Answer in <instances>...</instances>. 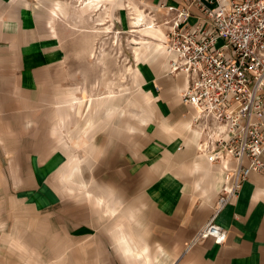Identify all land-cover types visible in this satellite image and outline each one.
Returning a JSON list of instances; mask_svg holds the SVG:
<instances>
[{
    "label": "rangeland",
    "instance_id": "obj_1",
    "mask_svg": "<svg viewBox=\"0 0 264 264\" xmlns=\"http://www.w3.org/2000/svg\"><path fill=\"white\" fill-rule=\"evenodd\" d=\"M81 1L0 0V264H135L125 242L140 256L131 236L147 246L151 224L161 222L142 196V166L151 139L180 122L165 112L176 104L144 91L152 90V68L171 75L162 50L150 53L168 25L151 13L155 29L136 33L125 1L99 0L88 10ZM24 59L53 60L48 87L19 91L12 79ZM189 111L181 116L192 126ZM196 156L194 169L215 180L223 173ZM152 263L171 262L159 254Z\"/></svg>",
    "mask_w": 264,
    "mask_h": 264
},
{
    "label": "built area",
    "instance_id": "obj_2",
    "mask_svg": "<svg viewBox=\"0 0 264 264\" xmlns=\"http://www.w3.org/2000/svg\"><path fill=\"white\" fill-rule=\"evenodd\" d=\"M165 9L170 74L187 79L179 97L195 110L197 151L223 170L216 215L252 174L264 175V0H186ZM213 219L194 243L225 242Z\"/></svg>",
    "mask_w": 264,
    "mask_h": 264
},
{
    "label": "crops",
    "instance_id": "obj_3",
    "mask_svg": "<svg viewBox=\"0 0 264 264\" xmlns=\"http://www.w3.org/2000/svg\"><path fill=\"white\" fill-rule=\"evenodd\" d=\"M122 1L132 3L146 13H152L161 19L165 17V7L186 4V0ZM192 11L194 15L199 14L196 7H192ZM196 17L191 18L194 19L191 24L196 22ZM19 34L20 36L17 37L19 44L25 43L26 36L21 29ZM165 37L164 35L162 39ZM161 50L167 65V71L164 72L170 74L164 48L162 47ZM55 59H59V56L56 55ZM51 62L52 59L33 65L29 59L28 62L24 59V63L17 67L19 69L17 79L16 77L12 79L13 82L18 83L19 91L29 94L30 88L34 86L39 89L48 87L52 80L51 75L57 66ZM158 71L162 70L158 68ZM149 73L153 80V85L149 88L153 91L148 90L144 93L154 96V99L176 104L172 108L173 111L165 112L170 113V117L178 118L176 120L180 123L177 130L166 125L165 132L158 136L156 141L151 139L146 146L148 161L142 166L144 172L142 196L161 222L151 224L152 237L150 241L146 239L147 246H140L133 235L131 244L136 245L141 254L153 256L152 259L159 254L166 256L170 264H264V175L252 174L243 183L237 198L215 215V205L223 184V173L214 176L215 180L193 168L194 160L198 159L195 144L198 143L199 133L193 128L187 129L191 134H198L196 141L192 135L191 138L188 136L189 131L181 127L187 120L186 118L182 120L183 111L190 109L189 113L191 112L193 116L195 114L194 108L185 105L179 97L180 92L187 87V79L183 75L162 76V72L159 75L154 68ZM177 98L180 102L178 105ZM173 133L176 136H173ZM154 143L163 144V148L159 150ZM203 183L207 189L205 197L200 195L202 191L200 186ZM213 217L215 224L227 232L225 242L218 244L213 238H206L199 241L201 243L195 242L191 251H186L187 243L192 238L194 240L198 231ZM158 248L163 249L162 253H159ZM125 251L135 264H149L150 261L152 263V260H140V256L134 250ZM157 258V263H162V259Z\"/></svg>",
    "mask_w": 264,
    "mask_h": 264
},
{
    "label": "bare ground",
    "instance_id": "obj_4",
    "mask_svg": "<svg viewBox=\"0 0 264 264\" xmlns=\"http://www.w3.org/2000/svg\"><path fill=\"white\" fill-rule=\"evenodd\" d=\"M66 1V0H65ZM116 1H118V2H122V0H116ZM98 2H99V0H82L81 1V5H82V7L84 8V9H89V8H91V7H95V8H97L98 7ZM129 6L132 8V9H129V10H131L132 11V13H131V15H132V17H131V24H132V28H133V32H138L139 30L141 31V30H149V32L151 33V31H153L154 29H155V24L153 23V20H152V18H151V16H150V13L148 14V13H146L145 11H143V10H141V9H139L136 5H134V4H132V3H129ZM108 7L107 6H105V10L107 9ZM76 10V9H75ZM100 10V9H99ZM98 10V11H99ZM54 14H56L55 12H54ZM56 16V15H55ZM78 16V15H77ZM58 17V16H57ZM56 17V18H57ZM100 21H103V19H101ZM50 25H51V30L53 31L55 28H54V26H53V22H51L50 23ZM100 25V24H99ZM111 28V26H107V28H106V30L107 29H110ZM108 31V30H107ZM95 32V31H94ZM97 32V31H96ZM148 32V33H149ZM55 33V32H54ZM139 34V33H138ZM167 34V33H166ZM143 37V36H142ZM141 37V38H142ZM147 40V39H146ZM162 39L161 38H157L156 39V41H154L153 40V42L152 43H150V53L153 55V53L156 51V50H158V49H161L162 47L164 48V51H165V55H166V59H167V61H168V55H167V49H166V42H167V36L165 37V39H164V42H163V44H162ZM119 42V41H118ZM136 51H137V49H136ZM139 55H140V52L138 51L137 52V58L139 59ZM146 55V54H145ZM163 59V58H162ZM159 63V61H157L156 62V65ZM165 63V62H164ZM124 75V74H123ZM145 95V97L146 98H150V97H152L151 95H149V94H147V93H145L144 94ZM77 102V101H76ZM80 104V103H79ZM96 104V102H95V100H91V102H90V106H89V110H91V108L92 107H94V105ZM190 121V120H189ZM188 120L186 121V122H184L183 123V125L181 126V127H184V129L185 130H187V129H190V128H192V126H191V123L189 122ZM92 127V126H91ZM59 128H58V126H57V128H56V132H57V130H58ZM85 143H87V142H85ZM75 178L76 179H79V175L78 174H76L75 175ZM125 250H128V249H130V246H129V244L127 243V242H125ZM133 251V250H132ZM151 260L150 259V256L147 254V255H143V254H141L140 253V260ZM152 261H153V259H152Z\"/></svg>",
    "mask_w": 264,
    "mask_h": 264
}]
</instances>
